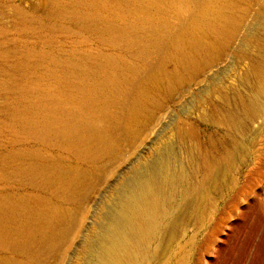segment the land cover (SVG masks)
<instances>
[{
  "label": "rangeland",
  "instance_id": "1",
  "mask_svg": "<svg viewBox=\"0 0 264 264\" xmlns=\"http://www.w3.org/2000/svg\"><path fill=\"white\" fill-rule=\"evenodd\" d=\"M211 4L0 0V264H88L103 213L124 181L167 148L182 161L195 156L194 180L202 177L204 162L222 172L200 214L178 224L162 219L145 264H234L233 221L219 235L225 243L211 245L207 238L234 190L264 169V111H244L256 91L248 73L264 62V0H224L223 26L203 39L207 51L175 77L178 64L164 53L166 37L208 17ZM121 27L136 33L138 45L127 54L132 71L140 70L121 85L110 106L113 120L98 113L91 128L63 137V120L78 113L53 81L79 83L92 62L124 52L114 31ZM72 64L75 77L67 73ZM198 65L204 69L190 79ZM147 85L148 107L132 117L137 91ZM44 98L63 100L58 120L51 112L40 118L31 107ZM259 99L264 105V95ZM27 110L33 113L24 115ZM255 194L264 210V176ZM255 224L264 227V219Z\"/></svg>",
  "mask_w": 264,
  "mask_h": 264
},
{
  "label": "bare ground",
  "instance_id": "2",
  "mask_svg": "<svg viewBox=\"0 0 264 264\" xmlns=\"http://www.w3.org/2000/svg\"><path fill=\"white\" fill-rule=\"evenodd\" d=\"M212 2L218 7L215 9L211 4L212 9L208 12V17L199 18L179 36L166 37L164 53L178 64L175 77H180L181 70H189L195 63V57L207 51L203 39L212 36L217 28L223 26L218 15L224 0ZM114 31L115 37L124 43V52L109 57L103 56L100 62H92V65L83 71V76H79L82 79L79 83L69 80L64 83L58 79L53 81L58 92L65 94L77 108L76 116L63 120L61 135L65 138L77 135L80 126L87 125L91 128L98 113L103 112L113 120L110 106L119 97L121 85L130 78L131 72L140 70L134 67L132 71L127 54L128 48L138 45L135 31L124 27ZM75 64L67 71L72 77L77 74ZM203 69L204 67L199 65L195 67L192 73L190 72V79ZM248 76L254 79L256 91L251 95L244 111L247 115L258 114L264 111V105L259 99L264 95V62L252 67ZM150 87L151 85L142 86L137 91L138 98L131 113L132 117L140 116L147 109L152 93ZM37 91L38 89H29L32 96H36ZM62 101L58 98L53 101L37 99L32 101L35 105L31 107L34 109L37 106V115L40 118L51 112L54 114L53 118L58 120ZM18 111L20 110L16 107H11L12 113ZM27 113L33 112L27 110L24 115ZM230 122L236 124L232 118ZM232 156L230 153L228 158ZM194 161L193 154L189 155L186 161H182L167 148L166 151L158 152L147 163L135 167L120 187L116 201L103 213L105 220L94 237L96 249L88 264H145L152 256L151 240L163 218L168 216L171 224H178L185 215L200 214L197 212L202 202L206 199L209 189L218 183L222 171L217 166L204 162L202 177L194 180ZM263 176L264 169H258L256 178L248 176L239 184L233 192L230 204L215 219L207 238L211 240V245L212 241L217 244L225 243L226 239L220 238L219 235L226 227L233 226L234 264H264V227L255 224L258 217L264 219V210L255 194L256 184ZM177 197L180 199L178 203ZM21 207H26V204L21 203ZM254 209L256 214L253 213ZM4 218L11 219L12 215L6 214ZM206 249L207 252L212 250L210 243H207Z\"/></svg>",
  "mask_w": 264,
  "mask_h": 264
}]
</instances>
